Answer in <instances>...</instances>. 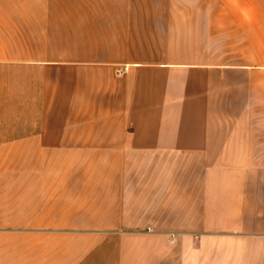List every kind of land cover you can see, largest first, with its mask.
Masks as SVG:
<instances>
[{
  "label": "crops",
  "instance_id": "obj_1",
  "mask_svg": "<svg viewBox=\"0 0 264 264\" xmlns=\"http://www.w3.org/2000/svg\"><path fill=\"white\" fill-rule=\"evenodd\" d=\"M0 264H264V0H0Z\"/></svg>",
  "mask_w": 264,
  "mask_h": 264
},
{
  "label": "built area",
  "instance_id": "obj_2",
  "mask_svg": "<svg viewBox=\"0 0 264 264\" xmlns=\"http://www.w3.org/2000/svg\"><path fill=\"white\" fill-rule=\"evenodd\" d=\"M124 72H125V70H124V69H119V70H118V74H119V75H122V74H124Z\"/></svg>",
  "mask_w": 264,
  "mask_h": 264
}]
</instances>
